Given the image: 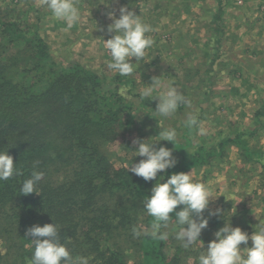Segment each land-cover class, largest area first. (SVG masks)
<instances>
[{
	"label": "rangeland",
	"instance_id": "obj_1",
	"mask_svg": "<svg viewBox=\"0 0 264 264\" xmlns=\"http://www.w3.org/2000/svg\"><path fill=\"white\" fill-rule=\"evenodd\" d=\"M73 2L80 9L81 19L72 28L52 17L45 0H0V19L14 28L15 35L41 38L55 62L63 66L78 64L113 85L112 78L119 74L107 67L111 58L103 39L111 37L107 27L112 21L106 14L115 11L119 18L121 6L140 14L151 25L153 30L147 35L155 43L134 72L121 78L118 91L134 105L140 102L142 106L131 111L133 122L127 131L107 143L104 150L112 166L118 168L132 163L137 147L132 143L134 138L158 140L157 121L162 118L151 116L158 100L142 101L140 93L151 84L152 76H161L165 88L169 80L175 81L178 90L192 101V108L182 105L174 117L163 121L164 127H175L177 142L182 144L187 113H197L199 121L187 134L190 142L185 152L190 153L199 142L215 149L226 137L241 135L240 145L222 144L221 154L191 169L193 180L205 183L212 191L215 200L210 202V210L222 209L224 215H218L222 227L230 221L251 236L254 226L264 220V0ZM21 39L9 40L0 32V48L25 53L31 44H23ZM29 79L25 77V81ZM161 145L173 149L178 161L179 151L171 142L159 141L155 147ZM243 146L250 150L249 156L243 154ZM204 215L208 217V210ZM172 224L167 230V255L182 248L179 256L187 259L185 264L193 260L198 264L194 253L199 256L203 245L207 248L217 229L209 222L201 233L203 245L197 242L184 249L174 238L178 229L174 221ZM244 247L242 244L241 249ZM131 251L127 252L128 264L137 259Z\"/></svg>",
	"mask_w": 264,
	"mask_h": 264
},
{
	"label": "trees",
	"instance_id": "obj_2",
	"mask_svg": "<svg viewBox=\"0 0 264 264\" xmlns=\"http://www.w3.org/2000/svg\"><path fill=\"white\" fill-rule=\"evenodd\" d=\"M0 32L31 44L25 53L0 48V152L8 151L22 172L0 181V264H30L34 245L26 230L47 223L60 226L61 241L73 256L88 257L89 264H128L129 249L137 258L131 264H185L187 259L179 256L182 248L167 255V240L145 235L152 218L142 201L155 181L127 171L131 164L114 168L104 150L127 131L131 111L142 106L118 91L122 77L116 75L115 83L107 85L78 64L63 66L41 38L15 35L1 19ZM191 130L184 129L185 143L176 142V166L159 176L209 162L208 157L221 154L222 144L240 145L241 135H234L216 146L219 151L199 142L187 153ZM242 151L249 156L247 147ZM133 156L131 161L138 163ZM36 161V170L45 174L37 185L39 195H22L20 187ZM209 220L210 227H222L220 216ZM173 221L175 217L170 227ZM133 228L142 235L135 237Z\"/></svg>",
	"mask_w": 264,
	"mask_h": 264
},
{
	"label": "clouds",
	"instance_id": "obj_3",
	"mask_svg": "<svg viewBox=\"0 0 264 264\" xmlns=\"http://www.w3.org/2000/svg\"><path fill=\"white\" fill-rule=\"evenodd\" d=\"M46 7L52 17L64 21L67 27L76 26L81 19L79 7L73 0H45ZM119 18L115 11L107 12V17L112 21L107 27V32L112 34L107 40L103 39L104 46L110 55L107 67L121 77L130 76L139 63L144 60L155 41L148 33L153 29L135 11L127 6L119 8ZM135 59V63L131 61ZM159 90V91H158ZM141 100H158L152 117H160L158 140L136 137L132 143L137 147L133 151L143 157L138 163H131L127 171L142 178L144 181H155L150 195L142 201L143 209L152 218L151 231L145 233L153 239L167 240L171 221L175 217V226L178 231L174 238L181 242L184 249H189L200 239L202 230L209 224L211 216L224 215L222 209L210 210V202L215 200L211 189L202 182H196L189 172H178L167 175L166 170L174 168L177 159L173 149L161 145L155 147L159 141L171 142L176 148L178 132L175 127H164L163 121L174 117L181 106L192 108V101L178 90L175 81L169 80L165 88L161 76H152L151 84L140 93ZM157 120V119H156ZM198 114L188 112L184 126L192 129L198 126ZM203 132V129H201ZM13 157L6 152H0V181H6L14 175H22L15 167ZM39 161L34 162L33 171L25 179L19 193L29 195L38 194L37 185L44 177V172L36 170ZM39 195V194H38ZM226 198V197H225ZM182 206V207H179ZM179 207V210L177 208ZM208 210V217L204 213ZM255 231L250 236L240 227H233L230 221L215 233L207 248L197 257L198 264H264V220L254 226ZM60 226L56 223H47L43 226L33 225L26 230L25 237L32 245L34 252L30 264H89V258L81 255L73 256L65 243L61 241ZM133 235L140 237L142 233L133 228ZM251 240V246L248 247ZM245 247L241 249V245Z\"/></svg>",
	"mask_w": 264,
	"mask_h": 264
}]
</instances>
